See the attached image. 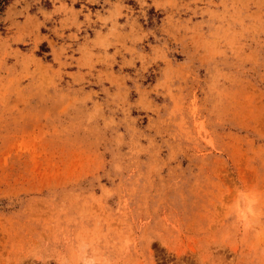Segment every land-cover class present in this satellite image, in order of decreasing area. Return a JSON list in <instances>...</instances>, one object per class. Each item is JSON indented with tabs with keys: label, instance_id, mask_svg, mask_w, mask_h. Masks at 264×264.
I'll return each mask as SVG.
<instances>
[{
	"label": "rangeland",
	"instance_id": "rangeland-1",
	"mask_svg": "<svg viewBox=\"0 0 264 264\" xmlns=\"http://www.w3.org/2000/svg\"><path fill=\"white\" fill-rule=\"evenodd\" d=\"M0 264H264V0L0 3Z\"/></svg>",
	"mask_w": 264,
	"mask_h": 264
},
{
	"label": "trees",
	"instance_id": "trees-1",
	"mask_svg": "<svg viewBox=\"0 0 264 264\" xmlns=\"http://www.w3.org/2000/svg\"><path fill=\"white\" fill-rule=\"evenodd\" d=\"M6 2V0H0L1 4H4Z\"/></svg>",
	"mask_w": 264,
	"mask_h": 264
}]
</instances>
